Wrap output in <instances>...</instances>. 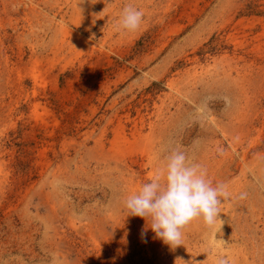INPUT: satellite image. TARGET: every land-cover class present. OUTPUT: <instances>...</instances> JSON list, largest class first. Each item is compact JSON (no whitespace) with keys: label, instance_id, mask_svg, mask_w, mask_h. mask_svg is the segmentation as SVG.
I'll list each match as a JSON object with an SVG mask.
<instances>
[{"label":"rangeland","instance_id":"rangeland-1","mask_svg":"<svg viewBox=\"0 0 264 264\" xmlns=\"http://www.w3.org/2000/svg\"><path fill=\"white\" fill-rule=\"evenodd\" d=\"M178 145L227 195L171 248L123 200ZM221 259L264 264V0H0V264Z\"/></svg>","mask_w":264,"mask_h":264},{"label":"clouds","instance_id":"clouds-1","mask_svg":"<svg viewBox=\"0 0 264 264\" xmlns=\"http://www.w3.org/2000/svg\"><path fill=\"white\" fill-rule=\"evenodd\" d=\"M143 17V11L129 2L121 10L118 25L135 32L142 26ZM225 187L222 182L213 184L206 168L190 160L183 146L178 145L168 152L147 182L124 198L123 204L127 217L145 220L142 236L150 229L155 238L176 248L181 245L183 229L193 219L201 218L206 224L215 222L220 197L227 195ZM218 264L225 261L221 259Z\"/></svg>","mask_w":264,"mask_h":264}]
</instances>
